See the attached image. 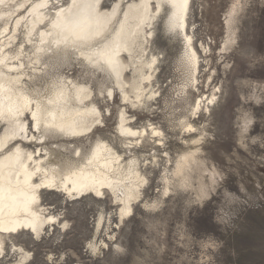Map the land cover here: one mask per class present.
<instances>
[{"label": "bare ground", "instance_id": "bare-ground-1", "mask_svg": "<svg viewBox=\"0 0 264 264\" xmlns=\"http://www.w3.org/2000/svg\"><path fill=\"white\" fill-rule=\"evenodd\" d=\"M104 2L0 0V256L15 232L38 237L47 226L66 223L48 210L44 189L69 199L111 195L119 206V223L132 212L147 182L138 151L161 145L155 143L163 136L160 126L150 120L141 125L135 113H151L159 93L160 52L152 42L159 21L182 42L179 101L189 104V93L199 92L200 54L189 21L192 0H113L109 7ZM238 8V0H232L226 10L225 43L233 41ZM71 62L87 75L102 73L97 93L90 78L62 70ZM116 94L114 131L95 135L107 126ZM214 98L213 91L207 103L196 96L180 127L194 132L187 113L209 112ZM201 139L184 142L194 146ZM199 151L194 146L176 159L172 175L179 185L191 186L193 173L205 171ZM164 178L167 190L171 180ZM201 178L195 188L200 194L205 192ZM11 245L19 259L5 264H24L29 253ZM102 245L108 246L103 240Z\"/></svg>", "mask_w": 264, "mask_h": 264}, {"label": "rangeland", "instance_id": "rangeland-1", "mask_svg": "<svg viewBox=\"0 0 264 264\" xmlns=\"http://www.w3.org/2000/svg\"><path fill=\"white\" fill-rule=\"evenodd\" d=\"M112 1L105 0L104 6ZM231 1L192 0L189 21L194 23L200 73L199 92L189 93V104L179 101L183 73L177 59L182 42L157 23L152 42L160 52L159 93L151 113H135L141 125L150 120L160 126L163 136L155 143L161 145L138 151L147 182L132 212L119 223V206L111 195L69 199L44 189L48 210L66 223L47 226L38 237L15 232L6 239L0 264L19 259L11 243L29 253L24 264H264V0H238L233 41L225 43ZM62 70L90 78L96 93L97 81L103 80L99 71L87 75L73 62ZM212 91L216 99L209 112L199 117L187 113L196 127L189 134L178 124L182 114L196 96L207 103ZM97 100L107 112V102L100 96ZM118 103L116 94L107 126L95 135L114 131ZM190 137L202 138L194 146L200 148L205 171L193 173L191 186H182L172 169L179 155L194 148L184 142ZM166 176L171 180L167 190ZM200 177L205 184L202 194L195 189Z\"/></svg>", "mask_w": 264, "mask_h": 264}]
</instances>
